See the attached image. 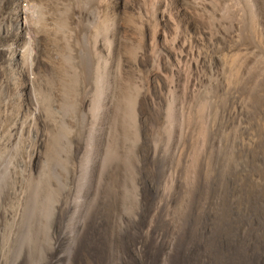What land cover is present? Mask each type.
Here are the masks:
<instances>
[{"label": "rangeland", "instance_id": "rangeland-1", "mask_svg": "<svg viewBox=\"0 0 264 264\" xmlns=\"http://www.w3.org/2000/svg\"><path fill=\"white\" fill-rule=\"evenodd\" d=\"M33 3L49 70L0 134V190L26 164L0 264H264V0Z\"/></svg>", "mask_w": 264, "mask_h": 264}, {"label": "bare ground", "instance_id": "bare-ground-1", "mask_svg": "<svg viewBox=\"0 0 264 264\" xmlns=\"http://www.w3.org/2000/svg\"><path fill=\"white\" fill-rule=\"evenodd\" d=\"M34 1L33 0H0V124H1L0 128L3 129V130H0V134L3 132L6 135V132H7V134H10V132H12L11 134L14 135V139L16 140L15 142H17V141L19 142L20 136H21V139L23 138L21 135L22 129H23L22 124H24L23 122L25 120L23 122H22V120L27 118L24 116L26 113V107L24 104L25 98H24L23 92H21V91H24V88L26 87V83H27V85H31V82L30 81H28V82L24 81L23 80L24 75L25 76L28 75V77H29L30 75L33 74L32 79L36 80L40 85H42V81H44V79H45L47 70H49L47 68V64H45L46 61L43 60V58H45V54H46L45 53L46 47L44 48L45 45L44 46L42 45L43 39L41 40V38L37 35V33L39 34L41 32V30L39 32L34 31L32 29L33 27H31V24H29V21H28L29 18H30V20L32 19L31 16H32V14H34L36 12V9L41 8L40 6L38 8H36V4L33 3ZM105 3H106V1H105ZM104 6L107 7V4ZM104 14H109L111 16V18L114 20L115 16H113V15H115V14H111L110 12H108L106 10H104ZM116 17H117V15H116ZM34 18H35V16H34ZM35 19L37 20V18H35ZM77 19L82 20V16L80 14H77L76 20ZM108 19H109V17H108V15H106L104 17V20H108ZM32 23H34V22H32ZM36 25H38V24H36ZM38 28H40V25ZM153 35H154V33H153ZM194 35H196V34H194ZM196 36H198V35H196ZM196 36H194V38ZM151 37H152V35H151ZM190 37H189V41L191 42V44L189 42H187V43L192 45V46L189 48V47H186L188 45L185 44L186 46L183 47L184 44L181 43V47L189 48V49H187L185 54L188 53L186 56H190L191 59L193 56H195L196 60H194L193 63L197 64V63H199L198 58H199L200 52H198V49H199L201 38L197 37L199 40H197V38H195L196 39L195 41L194 40L191 41ZM151 41H153V40H151ZM151 43H149V45H151ZM193 48H195V51L194 50L193 51H194V53L196 52V55H194V53L192 52ZM38 51H40V53ZM182 51L183 50H181V52ZM154 57H156V56H154ZM42 63H44V64H42ZM196 64H194V66ZM38 65H40V67H38ZM33 66L35 68H40V69L37 72L33 73V69H34ZM15 95H16V97H14ZM13 101H17L16 106H18L17 107L18 111H16V112H17V114L19 113L20 118H17V114H16V116L14 117L15 118L14 122L17 121L16 123H18V126L13 124L12 127H14V128L11 129L10 128L11 121H9V120H10V108H11L10 106L13 104ZM26 126H27V124H26ZM23 131H24V129H23ZM25 133H28V132L25 131ZM11 134L9 136H11ZM23 135H25V134H23ZM2 136H4V134ZM28 137H26V138H28ZM0 138L4 139L5 137L4 138L0 137ZM7 138L8 137H6V140H7ZM5 142L6 141L1 142L3 147L7 146L9 143V142H6V144H4ZM155 147H157V145ZM24 165H26V164H23V166H22V164H19V165L16 164V166L14 168L18 169L16 171L17 176L14 177V173H13V176L9 175L11 177L9 179V181L12 179L13 186L11 185L12 184L11 183L10 188L8 187V188L4 189L5 186H3L4 188L2 190H0V208H1V211H3L2 214L0 213L2 215L0 218L2 219L1 222H3V224L5 226L10 225V223L12 221L14 222V219H15L14 215L16 213V212H14L15 202L19 201L20 195H24L23 194L24 192L22 194L20 192L21 188H22V184H24L23 181L25 179L24 173L26 172V170L24 168ZM123 172H125V171H123ZM8 174H9V172H8ZM27 175H30V174H27ZM6 178H7V176H6ZM3 179L5 180V178H3ZM0 182L2 183V181H0ZM8 183H10V182H8ZM27 183H28V181H27ZM6 186H7V184H6ZM133 189H134V196H136L137 195V188H133ZM132 198H133V196H132ZM15 209L18 210L17 207ZM75 218H74V215L70 214L68 219H67L69 221L68 223L72 224V222L74 221ZM15 228H17V227H15ZM0 229H1V227H0ZM5 230H6V228H5ZM46 232H47V230H46ZM48 234H49V232H48ZM21 252H22V250L20 247L13 254H11L10 256H7L6 259L4 258L3 264H15L17 259H19Z\"/></svg>", "mask_w": 264, "mask_h": 264}]
</instances>
